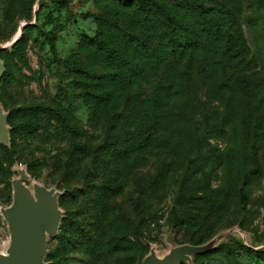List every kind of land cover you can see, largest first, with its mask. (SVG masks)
<instances>
[{"label":"rangeland","instance_id":"1","mask_svg":"<svg viewBox=\"0 0 264 264\" xmlns=\"http://www.w3.org/2000/svg\"><path fill=\"white\" fill-rule=\"evenodd\" d=\"M152 1L163 15L139 1L0 0V43L26 24L13 51L0 53L5 63L0 107L8 117L25 106L64 111L78 129L76 140L85 145L80 166L90 167L74 178L80 191L68 194L57 161L69 140L53 117L40 116L34 135L16 130L20 119L6 122L14 146L0 145V210L12 203L16 170L24 168L30 176L26 160L38 159L25 184L38 182L62 193L63 228L47 241L46 264H141L151 248L162 257L202 232L184 217L189 201L183 197V208L176 206L183 175L202 141L223 153L211 185L229 197L216 229L235 221L243 227L234 225L242 234L195 255L192 264H264L258 254L264 252V0H217L236 19L242 60L224 54L237 30L215 14L218 4ZM199 7L210 14L201 16ZM164 18L167 24L160 26ZM208 23L218 26L215 38L203 31ZM94 39L102 43L101 52ZM185 42L189 49L174 56L171 44ZM108 81L115 87L108 102L99 104ZM115 112L121 138L148 132L151 141L140 148L122 144L133 148L123 159L95 161L91 149L102 144ZM86 186L109 187L115 194L93 190L86 196ZM102 230L104 238H98ZM8 246L0 213V250Z\"/></svg>","mask_w":264,"mask_h":264},{"label":"trees","instance_id":"2","mask_svg":"<svg viewBox=\"0 0 264 264\" xmlns=\"http://www.w3.org/2000/svg\"><path fill=\"white\" fill-rule=\"evenodd\" d=\"M123 4L131 3L132 1H139V2H148L151 7L156 11L157 14L163 15V10L155 1L152 0H117ZM216 4H218V8L215 10L216 15H222L225 17L224 25L230 29H236V19L233 14L226 9V7L222 6L218 3L217 0H210ZM207 9V10H206ZM199 13L201 16H206L210 14V10L208 8H198ZM214 14V13H212ZM167 22L165 18L162 22H160V26H165ZM26 28V27H25ZM23 29V32L25 30ZM16 31V30H15ZM205 33L211 34L214 38L219 33L218 26L208 23L207 27L203 29ZM240 31H234L233 35L230 34L226 42V48H224V54L228 59L233 60H242L244 57V45L243 40L241 38ZM15 33V32H14ZM13 33V34H14ZM23 39V33L21 39L10 49L6 51H0V53L11 52L13 49L21 42ZM93 44L95 45V50L97 52L102 51V43L99 42L97 39H94ZM188 43L182 44H171V51L172 54L178 58L183 56V54L189 49ZM4 67L5 63L3 62ZM108 86H103V92L100 98H98V103H107L110 99L111 92L113 91V87H115L114 81L105 82ZM120 105H117V107ZM115 107V108H117ZM116 113V112H115ZM44 115H51L53 117L57 128H61V133L67 137L69 140L68 149L64 152V158L58 159L57 165L62 170V177L60 179V183L64 185L68 194L75 193L80 191L79 186L75 184V177L77 174L84 172V170H88L87 167H81L80 163L84 159L85 153V145L76 140L78 136V129L74 122L70 119V117L60 109H51L46 108L44 106H25L20 107L13 110L10 113V116L7 118L8 123H13L15 119H20V123L16 126V130L22 129L23 133L26 135H34L38 130V121L37 119L40 116ZM119 117L118 112L113 115L112 118L108 119L107 121V128L105 130L104 140L101 145L97 147H93L91 150V154L93 156V160L97 159L99 162L108 161L110 159H123L130 151L133 149L131 148H124L122 144L124 143H132L136 147H143L148 142L151 141V136L148 132H144L142 138H137L135 134H128L126 138H121V135H118L115 128V121L117 122ZM12 130V129H11ZM19 131V130H18ZM57 133L58 131L55 130ZM10 143L9 147H13L14 144L12 142L11 134H10ZM12 142V143H11ZM1 146H5L0 144ZM5 146V147H8ZM219 149L212 147L210 145H204L202 141H200L195 149L194 157L190 160L189 165L183 175L182 182H181V190L180 195L177 197L176 206L180 209L183 208V197L189 201L187 203V207L184 208V212L186 215V220L189 221L190 224L194 226H201L202 232L192 236L188 239L189 245L199 246L203 245L209 240H211L214 236H216L219 232L230 229L234 227V225H238L240 228L243 227L242 221H235L236 223L231 224L230 227L226 229L217 230L216 226L218 225L217 218L218 216L226 210L228 197L229 194L225 191V189H214L211 185L213 175L221 169L223 166V157ZM96 161V160H95ZM38 159L28 158L26 160L27 171L30 176H34V171L37 168ZM88 187V188H87ZM85 188V187H84ZM87 189L84 192V195L89 196L92 191L98 190V192L102 194H107L113 196L115 194V190L109 187L101 186L100 187H90L86 186ZM240 200V199H239ZM241 201V200H240ZM176 208L174 207V211L176 212ZM188 211V212H187ZM63 220H61L59 232L57 236L60 234V230L63 228ZM100 228H102L100 224ZM217 230L216 233L213 235V232ZM103 230L99 232L98 238L103 237ZM213 235V236H212ZM217 249V248H216ZM214 249V250H216ZM214 250L210 251L213 252ZM209 253V252H208ZM206 254V253H205ZM258 254L264 256V252H258ZM146 256V255H145ZM144 256V257H145ZM143 257V259H144ZM46 259V258H45ZM142 259V260H143ZM142 262V261H141Z\"/></svg>","mask_w":264,"mask_h":264},{"label":"water","instance_id":"3","mask_svg":"<svg viewBox=\"0 0 264 264\" xmlns=\"http://www.w3.org/2000/svg\"><path fill=\"white\" fill-rule=\"evenodd\" d=\"M25 26L19 25L8 42L0 43V51L10 50L19 41ZM4 73L5 67L0 60V78ZM7 118L8 115L0 107V144L5 146L10 143ZM16 172L18 178L11 180L12 203L0 210L9 233V246L4 253L0 252V264H46L47 241L57 236L63 218L58 203L62 193L38 182L28 187L25 183L30 181V176L26 169L20 168ZM237 234H242L239 228H230L219 232L203 245L172 247L162 257H158L151 248L141 264H192L195 255L208 253L227 236Z\"/></svg>","mask_w":264,"mask_h":264},{"label":"bare ground","instance_id":"4","mask_svg":"<svg viewBox=\"0 0 264 264\" xmlns=\"http://www.w3.org/2000/svg\"><path fill=\"white\" fill-rule=\"evenodd\" d=\"M0 252L4 253L5 251H3V250H0Z\"/></svg>","mask_w":264,"mask_h":264}]
</instances>
